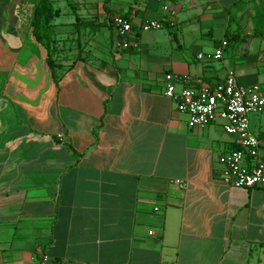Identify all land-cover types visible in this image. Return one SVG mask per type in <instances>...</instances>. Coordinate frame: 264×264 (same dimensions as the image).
<instances>
[{"label": "crops", "instance_id": "crops-1", "mask_svg": "<svg viewBox=\"0 0 264 264\" xmlns=\"http://www.w3.org/2000/svg\"><path fill=\"white\" fill-rule=\"evenodd\" d=\"M32 1L0 0V264L41 253L43 264H264V186L221 182L234 137L217 122L189 128L163 95L171 77L178 92L227 69L264 85V0H96V21L107 23L101 6L129 18V48L113 26L77 30L60 10L54 36L69 39L54 47L70 50H54L52 72L28 25ZM89 1L73 0L82 11ZM144 19L167 31L142 35ZM213 27L209 51L229 38L214 66L191 49ZM250 122L264 129V115Z\"/></svg>", "mask_w": 264, "mask_h": 264}, {"label": "built area", "instance_id": "built-area-1", "mask_svg": "<svg viewBox=\"0 0 264 264\" xmlns=\"http://www.w3.org/2000/svg\"><path fill=\"white\" fill-rule=\"evenodd\" d=\"M166 10V6H162ZM111 22L118 37L116 46L129 48L131 44L125 36L131 32V22L126 16L114 14ZM140 31L157 30L162 27L155 19H144ZM225 41L204 55L207 59H220ZM197 58L203 57L197 53ZM169 78V77H168ZM186 82L187 77L177 78ZM163 95L170 99L177 112L186 117L189 128L205 126L217 122L226 134L234 137L238 149L229 150L218 157L221 164L220 180L227 186L249 188L264 186V162L258 157L259 139L248 128V114L260 112L264 108V91L256 84L240 85L234 71L227 69L221 80L208 84L199 79L193 84H184L178 92L174 90V77L169 78L163 88ZM264 137V132H262ZM60 140L62 135L56 134ZM175 183L183 186L181 180ZM44 254L36 264H43Z\"/></svg>", "mask_w": 264, "mask_h": 264}, {"label": "trees", "instance_id": "trees-1", "mask_svg": "<svg viewBox=\"0 0 264 264\" xmlns=\"http://www.w3.org/2000/svg\"><path fill=\"white\" fill-rule=\"evenodd\" d=\"M60 9L54 5L53 0H33L31 13L28 20V25L30 26L31 32L34 38L40 43L42 48L45 51V62L48 68L51 70L55 66L54 62V50H55V36L53 33L54 24L52 20L59 15ZM74 22L73 26L75 29L88 28L93 30L101 26H113L111 22L112 14L108 9H104L106 12V22L105 21H96L95 19L89 18L83 20L79 15L76 14L74 10ZM125 16L124 14H120ZM163 25V24H162ZM262 28L264 29V21H262ZM225 46L229 42L227 34H224ZM221 41H214L215 45H220ZM232 42V41H231ZM239 146L234 143L233 149H238Z\"/></svg>", "mask_w": 264, "mask_h": 264}, {"label": "rangeland", "instance_id": "rangeland-1", "mask_svg": "<svg viewBox=\"0 0 264 264\" xmlns=\"http://www.w3.org/2000/svg\"><path fill=\"white\" fill-rule=\"evenodd\" d=\"M53 1H54V5L57 6L61 10V13H62L61 15L58 16V18H56L57 21H64V20H66V18H67L66 16L67 15H73L74 16V12H73L74 10L75 11H78V14L77 13L76 14L79 15L80 17L82 16L81 15L82 12H84V11L87 12V15H88L87 17L86 16L81 17L84 20L87 19L88 17L89 18H94L95 20L97 19V15H95V14H97V11H98V2H96V0H91V1L87 2L86 3L87 4L86 5V8L87 9L84 10V11H82L80 9V7L78 6V3L77 2L76 3L73 2V0H53ZM251 1H252L251 2L252 5H255L256 3L258 4L260 2V0H251ZM107 5L110 6V7H113V8H116L117 7V5L112 0H110ZM100 9L102 10V11L100 10V12H103L104 11V8H102V6H101ZM233 23H234V21H231L230 22V24H233ZM61 25L65 26V23H59L58 24V26H61ZM162 30L163 31H167L166 28H161L159 31H162ZM221 30H222L221 27L220 28L213 27L211 34H206V33H203V32H201V33H194L193 37H194L195 41L191 45V47H192L191 49L193 51L199 50V52L203 54V57L200 60H198V61H200V62L209 61V63L212 64L213 66L214 65H217L219 63V61H217V60L205 58L204 55L206 53H210L213 50L212 49L211 51H209V49L211 48V45H212V38H220V36H221ZM64 32L65 31H60L59 37H55V42L56 41H61V42L64 41L65 42V41H67L69 39V38H67V35ZM152 34H154V32H144L142 35L151 36ZM64 45H66V44H63V43L62 44H59L58 43L57 46H60V47L55 48V49L56 50H62V51L70 50L69 48L64 47ZM239 46H241V44H239ZM231 47L232 46H229V47L224 48L223 55H225V57L227 59H228L229 53L233 50V49H231ZM181 51H183L184 53H186V49L185 48H182ZM260 86L264 90V85L262 84ZM263 113H264V108L260 112L248 114L249 130L251 132H253L254 134L255 133L258 134L257 132H260V134H261L262 132H264V129H253L251 127L250 119L252 117H257V116L259 117L261 114L264 115Z\"/></svg>", "mask_w": 264, "mask_h": 264}]
</instances>
